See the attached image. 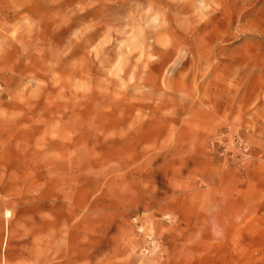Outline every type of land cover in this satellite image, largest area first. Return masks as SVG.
<instances>
[{
  "label": "rangeland",
  "instance_id": "obj_1",
  "mask_svg": "<svg viewBox=\"0 0 264 264\" xmlns=\"http://www.w3.org/2000/svg\"><path fill=\"white\" fill-rule=\"evenodd\" d=\"M0 264H264V0H0Z\"/></svg>",
  "mask_w": 264,
  "mask_h": 264
},
{
  "label": "bare ground",
  "instance_id": "obj_2",
  "mask_svg": "<svg viewBox=\"0 0 264 264\" xmlns=\"http://www.w3.org/2000/svg\"><path fill=\"white\" fill-rule=\"evenodd\" d=\"M4 216L6 218H9L10 217V211L9 210H6L5 213H4Z\"/></svg>",
  "mask_w": 264,
  "mask_h": 264
}]
</instances>
